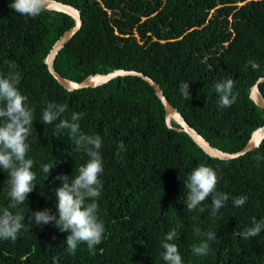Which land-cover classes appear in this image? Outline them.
Segmentation results:
<instances>
[{
  "label": "trees",
  "instance_id": "1",
  "mask_svg": "<svg viewBox=\"0 0 264 264\" xmlns=\"http://www.w3.org/2000/svg\"><path fill=\"white\" fill-rule=\"evenodd\" d=\"M79 9L81 25L58 51L53 66L79 81L115 68L134 69L152 77L184 119L212 145L226 151L243 147L250 132L264 122V109L249 88L264 76V0H59ZM0 0V73L20 74L17 86L33 109L28 158L34 161L35 189L23 204L11 207L10 177L0 168V212L27 216L49 209L58 217L57 176L78 174L89 157L76 151L60 119L81 113V131L102 138L104 172L96 198L104 238L90 253L86 243L67 251L68 232L54 224L22 229L15 242L0 239V264H165L161 246L170 230L183 264H264V230L253 238L243 233L253 220H264V138L259 145L230 159L206 154L178 124L165 121V110L147 81L137 75L116 76L95 86L68 90L49 72L44 56L73 18L47 8L31 18ZM249 60L260 67L253 70ZM15 64L12 69L9 65ZM235 82L236 102L220 106L215 84ZM189 83L191 99L180 85ZM264 96V82L258 84ZM66 104L67 111L44 124L47 104ZM121 143L124 145L120 149ZM50 164V175L42 166ZM200 165L220 177L216 189L229 195L225 207L211 215V197L187 210V176ZM246 196L241 207L233 199ZM91 202V201H88ZM214 231L207 256L192 246Z\"/></svg>",
  "mask_w": 264,
  "mask_h": 264
},
{
  "label": "clouds",
  "instance_id": "2",
  "mask_svg": "<svg viewBox=\"0 0 264 264\" xmlns=\"http://www.w3.org/2000/svg\"><path fill=\"white\" fill-rule=\"evenodd\" d=\"M16 13L36 18L47 10V0H12L9 5ZM248 64L253 70H258L260 65L249 60ZM15 69L16 65H9ZM20 74L10 71L6 76L0 73V168L6 170L10 177V191L8 196L13 202L11 207L23 204L28 195L35 189L34 183L37 176L32 171L34 161L28 158L30 145L27 142L33 130L34 115L33 109L27 104V97L18 90ZM235 82L227 79L215 84V91L219 94L221 107H231L237 100L234 93ZM180 92L185 99H191L189 83L180 85ZM67 111L66 104L50 102L42 112L44 124H52L61 118ZM81 113H72L71 119H60L56 125L57 130H69V137L75 144L76 151H83L89 160L78 169V174L70 179L69 176H57L61 180L62 186L55 189L57 200L58 217L49 209L30 212L27 216L13 214L7 208L0 212V239L16 241L18 233L30 230L33 225L42 227L54 224L61 232H68L66 239L67 251L75 254L78 245L86 243L90 253H94L95 246L101 244L105 225L99 219V206L96 202L101 194L103 183L100 179L104 172L103 160L100 149L102 148V138L99 135H88L81 131L79 120ZM124 145L121 143L120 149ZM53 168L50 164L42 166L44 173L50 175ZM220 177L216 171L206 165H200L193 169L187 176V199L185 201L188 211L199 208L200 212L205 209L201 205L211 197V215L216 216L219 210L225 207L229 200V195L218 192L216 185ZM246 196L233 199L235 207H241L247 202ZM91 201V202H88ZM264 230V220H253V226L247 228L241 235L244 238L258 236ZM196 235H204L206 239L199 244L192 246V252L196 256H207L210 252L209 241L216 238L214 231L202 234L199 228L194 229ZM179 233L173 229L167 232L162 241L163 261L165 264H183L182 256L178 245L172 241L177 240Z\"/></svg>",
  "mask_w": 264,
  "mask_h": 264
},
{
  "label": "water",
  "instance_id": "3",
  "mask_svg": "<svg viewBox=\"0 0 264 264\" xmlns=\"http://www.w3.org/2000/svg\"><path fill=\"white\" fill-rule=\"evenodd\" d=\"M47 8L55 9L67 13L74 20L73 25H71L68 29L63 31V33L52 43L51 47L49 48L48 52L43 58V61L45 62L49 72L57 80V82L61 84L64 88L71 90L80 87L95 86L101 83H105L108 80L119 75L140 76L149 83V85L154 91V94L161 101L165 110V121L167 125L171 127L172 126L171 120L175 121L178 124L177 126H174L177 130L186 132L191 137V139L206 154L220 159H230V158L238 157L246 153L247 151L257 147L264 138V122H263V124L257 126L250 132V136L248 140L239 150L226 151L212 145L201 133H199L194 127H192L184 119L181 112L176 107H174L171 103H169V101L163 95L162 89L158 85V83L152 77L138 70L115 68L105 73L89 74L79 81L71 80L69 78L62 76L59 72L55 70L53 66V62L60 48L63 47L66 41H68L73 36V34L79 29L81 25L80 12L77 7L59 0H47ZM260 82H264V76H259L250 86L249 96L257 106L264 109V96L261 93L258 86Z\"/></svg>",
  "mask_w": 264,
  "mask_h": 264
}]
</instances>
